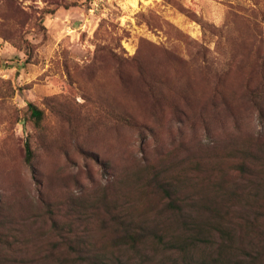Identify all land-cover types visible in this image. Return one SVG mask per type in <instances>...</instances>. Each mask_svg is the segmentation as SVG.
Segmentation results:
<instances>
[{
  "label": "rangeland",
  "instance_id": "obj_1",
  "mask_svg": "<svg viewBox=\"0 0 264 264\" xmlns=\"http://www.w3.org/2000/svg\"><path fill=\"white\" fill-rule=\"evenodd\" d=\"M0 264H264V0H0Z\"/></svg>",
  "mask_w": 264,
  "mask_h": 264
},
{
  "label": "trees",
  "instance_id": "obj_2",
  "mask_svg": "<svg viewBox=\"0 0 264 264\" xmlns=\"http://www.w3.org/2000/svg\"><path fill=\"white\" fill-rule=\"evenodd\" d=\"M27 46H30V43L27 42ZM29 110H30V113H31V117L34 118L35 122L37 124H40V122L42 121L43 119V111L40 110L39 108H37L35 105L33 104H29ZM32 161H33V150L30 146V143L27 142L26 143V162L29 166L32 165Z\"/></svg>",
  "mask_w": 264,
  "mask_h": 264
}]
</instances>
